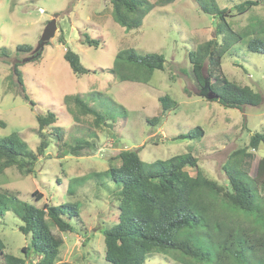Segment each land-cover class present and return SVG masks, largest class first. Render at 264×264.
<instances>
[{"label":"rangeland","instance_id":"obj_1","mask_svg":"<svg viewBox=\"0 0 264 264\" xmlns=\"http://www.w3.org/2000/svg\"><path fill=\"white\" fill-rule=\"evenodd\" d=\"M147 1L153 7L140 26L125 31L112 20L109 0H0V139L17 133L36 152L40 142L36 115L48 110L57 115L52 126L59 129L58 133L52 126L44 129L49 145L34 166L36 175L24 177L14 167L5 169L0 187L36 207L42 203L76 206L79 217L72 221L71 232L51 228L63 239L56 264H109L104 259L103 230L116 223L118 214L117 201L109 198L118 191L117 184L100 175L70 187V194V179L116 167L117 154L133 149L147 164L190 153L205 175L225 185L223 166L229 155L247 145L251 134L264 133V54L249 52L243 38L222 57L218 70L227 80L258 93V106L229 108L218 99L206 100L191 75L188 53L214 38V20L196 7L195 0ZM214 1L230 9L245 0ZM229 15L227 20L238 33L250 22L264 21V4L242 15L235 11ZM52 20L54 34L43 43ZM84 31L91 38L100 37L102 44L84 45ZM22 46L32 51H18ZM66 48L91 72L73 75L63 58ZM120 49L162 55L164 69L154 71L145 84L119 81L111 70ZM14 64L22 86L13 73ZM75 95L104 114L108 125L97 128L92 116L80 114L72 101L64 103V98ZM165 95L176 106L162 115L158 98ZM159 115L158 123L148 122ZM196 127L203 131L202 137L180 138ZM79 141L89 145L72 153L69 148ZM251 152L242 168L255 178L264 145ZM185 170L195 175L194 168ZM35 191L42 195L41 202L31 196ZM259 193L264 195L260 188ZM19 225L11 211L0 217V239L5 252L15 257H23L21 248L29 241L18 231ZM178 257L152 255L145 264H179Z\"/></svg>","mask_w":264,"mask_h":264},{"label":"trees","instance_id":"obj_2","mask_svg":"<svg viewBox=\"0 0 264 264\" xmlns=\"http://www.w3.org/2000/svg\"><path fill=\"white\" fill-rule=\"evenodd\" d=\"M195 2L196 7L215 22L214 38L198 44L188 53L191 75L199 91L207 81L225 107L258 106L261 103L258 93L227 80L218 70L222 57L230 54L243 38L249 52L264 54V21L250 22L236 33L227 20L232 11L242 15L264 4V0H245L230 9L220 8L214 0ZM109 3L112 20L125 31L137 29L153 7L147 0H109ZM81 35L83 44L89 47L98 48L103 42L100 37L91 38L85 31ZM18 51L27 53L32 48L22 46ZM63 58L73 75L91 72L69 48L65 49ZM164 62L162 55H139L134 49H120L111 72L119 81L145 84L154 71H163ZM17 66L14 64L13 73L21 85ZM68 101H72L83 116H92L97 128L108 125L106 116L80 95L64 98L65 104ZM158 102L162 115L176 106L167 95L159 97ZM68 113L75 119L71 110ZM57 120V115L49 110L36 115L40 137L36 152L17 133L0 139V174L14 167L24 177L36 175L34 166L49 145L44 129ZM159 120L160 115L148 122L158 123ZM52 127L54 132H59L57 126ZM202 136L203 131L196 127L180 138ZM88 145L79 141L69 149L75 153ZM261 145H264V133H253L247 145L229 155L223 166L227 176L225 185L205 175L190 153L147 164L140 159L137 150L131 149L117 154L119 165L116 167L70 179L69 189L86 184L88 179L96 180L100 175L119 186L109 197L111 202L117 201L116 223L103 230L104 259L109 264H145L152 255L169 254L178 255L179 264H264V195L259 193V188L264 191V158L258 161L255 178L249 177L242 168L245 159L251 158V151L256 152ZM186 167L194 168L195 175L191 176ZM68 191L72 193L71 189ZM31 196L37 202L42 201L37 191ZM9 211L19 219L18 231L29 241L21 248L23 257H15L5 252L0 239V264H56L63 239L54 235L51 228L60 233L71 232L72 221L79 217L76 206L42 203L36 207L0 187V217Z\"/></svg>","mask_w":264,"mask_h":264},{"label":"water","instance_id":"obj_3","mask_svg":"<svg viewBox=\"0 0 264 264\" xmlns=\"http://www.w3.org/2000/svg\"><path fill=\"white\" fill-rule=\"evenodd\" d=\"M54 23H55V21H53V20L51 22H49V24L47 25V27H46V29L44 31V34H43L42 39H41V42L47 43L49 41V39L53 36V34H54V30H53ZM201 95L206 100H216V99H218V95L216 93H214L210 89L209 84H208L207 81L204 84V87L202 89Z\"/></svg>","mask_w":264,"mask_h":264}]
</instances>
